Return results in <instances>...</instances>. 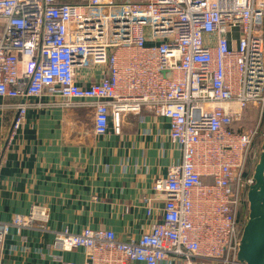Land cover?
<instances>
[{
  "label": "built area",
  "instance_id": "built-area-1",
  "mask_svg": "<svg viewBox=\"0 0 264 264\" xmlns=\"http://www.w3.org/2000/svg\"><path fill=\"white\" fill-rule=\"evenodd\" d=\"M34 105L92 109L96 135L110 123L121 134L145 109L168 121L181 153L142 197L149 222L139 237L52 231L54 260L239 263L264 141V0H0V109L15 110L8 142ZM49 219V207L34 205L0 222V264L12 227L50 232ZM78 250L83 260L55 253Z\"/></svg>",
  "mask_w": 264,
  "mask_h": 264
},
{
  "label": "crops",
  "instance_id": "crops-1",
  "mask_svg": "<svg viewBox=\"0 0 264 264\" xmlns=\"http://www.w3.org/2000/svg\"><path fill=\"white\" fill-rule=\"evenodd\" d=\"M14 114L0 109V222L41 205L50 208V232L12 227L1 264H60L50 255L56 230L107 227L121 239L144 232L149 220L141 199L181 158L166 119L144 109L125 119L121 134L110 123L96 135L92 109L34 105L8 142ZM55 253L84 259L82 250Z\"/></svg>",
  "mask_w": 264,
  "mask_h": 264
},
{
  "label": "water",
  "instance_id": "water-1",
  "mask_svg": "<svg viewBox=\"0 0 264 264\" xmlns=\"http://www.w3.org/2000/svg\"><path fill=\"white\" fill-rule=\"evenodd\" d=\"M249 214L242 231L238 264H264V141L248 190Z\"/></svg>",
  "mask_w": 264,
  "mask_h": 264
},
{
  "label": "rangeland",
  "instance_id": "rangeland-1",
  "mask_svg": "<svg viewBox=\"0 0 264 264\" xmlns=\"http://www.w3.org/2000/svg\"><path fill=\"white\" fill-rule=\"evenodd\" d=\"M256 113V108L253 105H249L246 109H245V114L249 117V118H253L254 115ZM263 144V143H262Z\"/></svg>",
  "mask_w": 264,
  "mask_h": 264
},
{
  "label": "trees",
  "instance_id": "trees-1",
  "mask_svg": "<svg viewBox=\"0 0 264 264\" xmlns=\"http://www.w3.org/2000/svg\"><path fill=\"white\" fill-rule=\"evenodd\" d=\"M250 123H248V125H249Z\"/></svg>",
  "mask_w": 264,
  "mask_h": 264
}]
</instances>
